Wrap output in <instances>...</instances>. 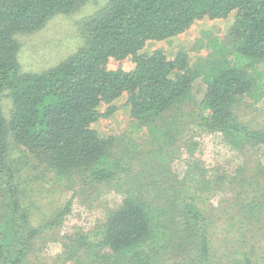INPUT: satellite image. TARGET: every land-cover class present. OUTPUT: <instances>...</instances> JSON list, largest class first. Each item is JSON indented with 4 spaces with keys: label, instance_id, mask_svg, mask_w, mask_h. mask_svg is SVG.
<instances>
[{
    "label": "trees",
    "instance_id": "trees-1",
    "mask_svg": "<svg viewBox=\"0 0 264 264\" xmlns=\"http://www.w3.org/2000/svg\"><path fill=\"white\" fill-rule=\"evenodd\" d=\"M84 1L0 0V164L9 173L7 186L18 171L7 165L8 135L58 183L74 175L85 179L83 185H95L128 173V164L109 161L107 142L93 127L117 109L114 102L121 95L127 97L135 127L145 130L141 135L160 157L173 152L174 129L189 106L197 110L201 132L264 144V129L248 128L233 109L240 101L251 106L264 101V0H106L83 24L81 47L45 71L21 73L15 35L37 30ZM232 12L228 48L211 42L221 53L218 58L188 65L184 53L174 59L161 50L139 54L148 40L169 38L196 19L226 18ZM127 56L134 57L132 70L106 66L109 58ZM6 91L12 100L7 123L1 106ZM198 141L184 145L185 169L172 184L163 170H154L158 178L126 188L118 209L70 241L69 249L84 251L76 264H216L200 190L210 169L200 158ZM166 179L165 188L150 197ZM252 185L259 182L247 187ZM70 206L69 200L49 225H57ZM39 231L32 229L29 236ZM18 262L14 255L10 264ZM243 264H252L250 258L244 257Z\"/></svg>",
    "mask_w": 264,
    "mask_h": 264
},
{
    "label": "rangeland",
    "instance_id": "rangeland-1",
    "mask_svg": "<svg viewBox=\"0 0 264 264\" xmlns=\"http://www.w3.org/2000/svg\"><path fill=\"white\" fill-rule=\"evenodd\" d=\"M105 2L85 0L68 13L52 16L37 30L17 33L20 72L45 71L81 47L84 44L83 24ZM234 19L235 12L226 18L196 19L182 33L146 41L139 54L147 56L161 50L168 59H174L184 53L188 65L218 58L221 53L211 42L221 43L222 47L217 46L220 49L228 48L226 36ZM106 66L110 70L129 71L135 67V61L132 56L109 58ZM126 99V95H121L114 102L117 109L93 123L99 137L107 142L109 161L129 165L128 173H118L111 182L83 185L85 179L73 175L66 183H58L51 171L44 172V167L36 165L24 146L8 135L7 165L13 170L17 167L18 171L9 187V173L0 164V264H10L14 255L19 256L18 264H76L77 259L81 261L83 249H69L70 241L118 209L126 188L158 178L160 173L155 174L154 170H163L165 173L161 174L171 177L172 184L183 174L187 156L183 147L187 143L191 145L192 138L202 145L200 158L210 169L205 187L200 190L208 208L211 253L215 254L216 264H243L244 257L250 258L252 264H264V144H243L237 136L201 132L197 110L189 106L174 129L173 152L160 157L152 150L150 140L141 135L145 130L135 127ZM1 106L7 123L12 110L8 91L1 97ZM104 108L105 105H101L99 111ZM233 109L236 118L248 128L264 129V101L255 106L240 101ZM170 179L153 189L150 197L157 196ZM255 181L259 182L258 187H247ZM237 199L241 200L238 205ZM69 200V212L57 225H49ZM35 228L40 231L29 236L30 230ZM18 236H21L20 242Z\"/></svg>",
    "mask_w": 264,
    "mask_h": 264
}]
</instances>
